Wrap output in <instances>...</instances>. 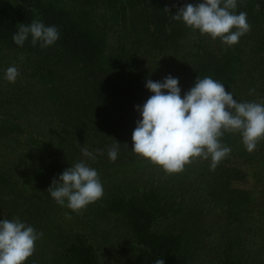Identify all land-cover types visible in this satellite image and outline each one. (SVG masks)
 I'll return each mask as SVG.
<instances>
[{
	"label": "trees",
	"instance_id": "16d2710c",
	"mask_svg": "<svg viewBox=\"0 0 264 264\" xmlns=\"http://www.w3.org/2000/svg\"><path fill=\"white\" fill-rule=\"evenodd\" d=\"M198 2L199 0H79L78 3L82 7L87 8L86 6L91 5L93 14L96 11H104L105 9L106 12H109V17L113 20L110 27L114 29L113 34L109 36H112L117 42V46H112V44L106 43L103 36L97 34L96 20L89 21V17L87 20L73 18V28L64 27L60 23L61 19L57 10L63 8V6L65 7L64 0H0V53L5 51L2 49H7L8 53L10 52L9 55L14 54L18 62L23 65V62L33 64L34 59L37 57L39 60L46 58L48 52L57 50L58 60L54 63V70H56L58 61L61 60L62 65H70V67L77 65L82 72L81 77L74 81L65 79L69 83L66 91L65 88L56 90L55 95L45 96L46 98L41 102L44 117L36 125L41 140L27 136L23 141L22 148H18L0 136V178H8L14 173L24 178V180L20 179L21 181H18V184L26 180V175L29 179H35L34 173L38 170L34 169V165L39 164V151L42 154L43 151L56 152L61 150L58 143L54 141L56 139L60 140V136L56 135V131L63 132L66 138L71 139L70 135L73 132L71 127L75 124L77 125L76 128H82L80 133L81 135L84 133V139H97V141L92 142L94 147H89V150L93 152L96 149L103 150L102 157L92 163L91 167L95 168L98 173L107 171L104 176H99L103 186H108L105 189L103 188L102 198L88 204L86 206L87 212H85L86 208L76 212L71 211L70 215L77 213L75 222L79 224L78 229L68 227L60 241H56L54 237L52 238V244L50 242L44 248L43 256L41 254L38 257L34 252L25 264H55L60 262L61 259L62 264H101L94 244H92L94 241L86 236V231L82 230L81 225H90L93 228L101 225L100 228L106 229L108 223L123 230L118 237L128 240V253L131 256L133 255L135 264H154V261L160 258L164 259L165 264H202L199 252L201 244L198 242V238L193 239L195 242L193 247L190 233L169 228L173 223L182 222L185 216L190 213L184 212L188 206L181 204V200L184 201V195L192 192L191 190L196 183L193 178L181 176L180 174L164 175L165 172L156 165L153 167L150 165V168L148 167L146 170H144L145 168L138 171L134 170L132 174H128V172L122 175L119 174L120 171L125 170L126 166H131L132 162L136 165L137 163H134L136 160L138 163L149 160L131 150L133 132H130L135 128L137 118H140L135 106L142 105L152 95L145 88L147 79L161 80L171 73L173 76L179 77L182 89L181 95L183 96L184 92L193 86L198 76L201 78L210 76L224 83L226 90L229 91L232 87L231 92L237 100H239L237 97L241 95L240 90L246 84H249L250 87L254 86L249 81H245L242 86L240 85L241 82L238 77L245 69L242 68L245 60L243 62H240L239 59L236 60L238 50L236 45L228 47L221 40L219 41V38L212 41L210 37H206L198 30L187 28L182 21L172 19V14H175L180 6ZM235 11L246 12L247 22L253 28L258 25L259 16L264 14V0H237ZM63 12L60 11V13ZM36 17L41 18L48 25H56L60 32V38L53 45L44 48L39 45L33 46L30 39L25 42L23 47H18L12 39L17 25L21 22L29 23ZM134 25L137 28H134ZM132 30L141 32L139 37L136 35L135 39L138 41L147 39L150 45L159 42L161 50L158 54L160 56L159 60L154 61L156 65H154L153 72L147 69L142 74H138L139 77H135V75H130L132 71H129L127 74L129 73L130 76L126 77L125 71L119 72L116 70L119 79L114 78L111 80L109 74L115 72V70L110 72L111 67L106 66L107 63L104 60L102 61L98 54H104L108 47H112L119 55L123 52L122 56L124 57L120 61L118 60L117 64L114 63V68L118 66L121 67L118 69L127 67L133 69L135 61H128L127 56L124 54L130 53L136 44L132 38ZM186 35L189 38L183 42V37ZM176 48L180 49L175 51ZM21 57H23V60L20 59ZM248 68L247 71L249 72L247 73L249 74L254 68L251 65ZM34 71L33 75H35ZM37 79L39 78L37 77ZM47 79H50V77ZM65 80H63L64 84ZM114 81L116 83L122 81L123 87H125L121 88L120 91L115 90V85L112 83ZM47 83L50 85L53 81ZM88 89L89 91H87ZM73 95H77V98L74 96L67 99L68 96ZM119 104L124 107L121 110H125V115L122 114V122H126L119 124V126L127 129L129 133L122 138L118 137L114 126H112L110 128V131L113 132L112 138L104 139L103 136L101 138L99 136L101 133L99 129L101 112L108 107ZM77 108L84 112L86 118L81 119L78 117L75 123L71 124L72 114H69V112L77 110ZM4 111L5 108L0 110V127L16 130L17 127ZM89 113L91 114L90 117H88ZM52 117H55L56 122L53 121L54 118ZM93 121L99 126H92L91 124L88 128H91V130L88 132L85 125H87V122L93 123ZM109 124L108 122L107 125L109 126ZM23 129L24 132L26 128ZM84 130L86 131L83 132ZM93 133H95L94 136ZM81 135H78V140H76L79 144L77 153L81 151L84 144ZM50 137L53 141L42 139ZM220 140L222 144L231 148V155H238L234 156L236 157L235 160L244 159L243 155L247 158L252 157V154L243 150L242 147L241 149L238 148L237 136L235 137L234 133L225 132ZM116 141L120 143L118 157L115 161H112L108 158L107 152L108 148ZM259 142L258 146L261 145L262 139ZM71 147H73L72 143ZM104 153L107 156H103ZM73 158L72 156L71 159L63 163L62 168L56 167L58 170L60 169L59 173L77 162ZM228 159L230 158L228 157ZM30 160L35 162L31 166L28 163ZM192 162H195L198 166L201 164L200 168L195 171L196 176L204 171H209V169L212 170L210 168V158L205 160L196 157L192 159ZM224 163V161H220L216 166L218 168V178L221 175L225 180L229 178L228 181L224 180L229 185L231 179L236 174L240 175V172H236L230 167V170L223 171ZM207 165L208 168L206 169ZM51 167L52 169L55 168ZM12 180L14 179L12 178ZM15 183H17L16 180L12 181V186H8L12 187V190H6V194L13 195L12 198L14 199L19 198L18 196L22 198L24 194V192L21 193L22 186H17L18 184ZM39 189L41 187L33 186V194L35 191L38 192ZM45 189L46 186L41 191L44 192ZM33 194L31 198H35ZM55 202L54 199L45 198L41 204L36 206V210L30 212L27 216V219H37L34 228L38 232H42L44 218ZM25 203L32 202L28 200ZM29 207L30 204L26 208ZM90 211L92 213H89ZM99 211L107 214L105 218H108V221L104 223L105 225L103 219L99 217ZM229 215L235 218L236 212L229 211ZM117 219L125 223L126 229L117 225ZM236 225L234 224L233 227ZM61 232L56 228L54 236L58 239L57 236ZM227 239V236H224V248H221L216 264H240L236 262L234 254H229L227 250L229 247L225 246ZM40 241L41 237L35 246ZM231 244H235L233 240Z\"/></svg>",
	"mask_w": 264,
	"mask_h": 264
},
{
	"label": "rangeland",
	"instance_id": "374dc122",
	"mask_svg": "<svg viewBox=\"0 0 264 264\" xmlns=\"http://www.w3.org/2000/svg\"><path fill=\"white\" fill-rule=\"evenodd\" d=\"M78 1L79 0H64L65 7L63 6V8L57 9L58 16L61 19L60 23L64 27H71L72 29L73 18H76V20H87L89 17V21L92 19L96 20L97 34L103 36L107 44L109 43L112 44V46H117L116 39L109 36L110 34H113L114 30L110 27L113 20L109 17V12H106L105 9L104 11H96L93 14L91 5H88L86 6L87 8H85L82 7ZM61 10L64 12L60 13ZM259 17L260 19L257 23L258 25H253L254 27L250 28L248 32L241 36L239 42L235 44L238 48L236 60L239 59L240 62L245 60L242 67L245 69L238 77L241 82L240 85H244L243 83H245V81H249L254 85L253 87H250L249 84H246L245 87L240 90L241 95L237 97L239 98V101H264V14H261ZM140 23L142 24V22ZM78 26L80 25L78 24ZM134 28L137 27L135 26ZM187 28L190 27L187 26ZM190 29L192 30V28ZM132 31V38L136 44L130 53L128 52L124 54L127 56L128 61H135L133 69H129L128 67L125 69H118L121 68L118 66L114 68V63L117 64V61H120L124 57L122 56L123 52L119 55L112 47H108L106 53L101 55L100 53L98 54V57L107 63L106 66L111 67L110 72L115 70V72L109 74L110 78H112L111 80L114 78L119 79L117 71H125L126 77L130 75H135L136 77L138 74H142V72L147 69H150L151 72H153L154 65H156L154 64V61L159 60L160 56L158 54L161 52L159 42H154L150 45L147 42V39L138 41L135 38L136 35L139 37V35H141L139 33L141 32ZM204 35L208 38L210 37L212 41L218 40V38L213 39L208 34ZM188 38L189 37L186 35L183 37L182 41H187ZM178 49L180 48H176L175 51H178ZM2 50L5 51H1L2 53H0V110L5 108V114L9 116L8 118L12 121V123H14L17 129L14 130L11 128L0 127V136L11 142L13 146L22 148V144H24L23 141H25L27 136H32L33 138L41 140L39 129L36 128V125L44 117V111L41 110V102L46 98L45 96H53L55 95L56 90H63V88H65L66 91L69 83L65 79H71L74 81L81 77L82 72L80 67L77 65L72 67H70V65H62L61 60L58 61L56 70H54V63L58 60L57 50H51L48 52V57L46 58L39 60L37 57L34 59L33 64L22 61L23 65L18 62L14 54H10V56V52L8 53L7 49ZM13 64L18 67L20 75L16 79L15 83H10L4 78V70ZM249 65H251L254 69H252L253 71L248 74L247 72L249 71L247 70L249 69ZM33 70H35V75H33ZM53 70L55 71L54 73ZM129 71H132L130 75L129 73L127 74ZM33 76L36 77L33 78ZM37 77L39 79L36 80ZM48 77H50V79L46 80ZM63 80H65V84L63 83ZM46 81H53V83L49 85ZM112 83L115 85L114 89L117 91H120L121 88L125 87H123L124 84H122V81L118 83L114 81ZM231 89L233 88L231 87L229 91H232ZM87 91H89V89ZM86 93L90 94L91 92ZM74 96L76 97L77 95L68 96L67 99ZM122 108H124L123 105L119 104L103 110L99 118L100 126L95 122L96 120L93 121V123L87 122V125H85L86 130L91 124L92 126L97 125L101 130L99 136H101V138L103 136L105 139L108 137L112 138L113 132L110 131V128L114 126L117 136L121 138L124 137L129 132L127 129H123L122 126H119V124L121 125L126 123L125 121L122 122V114L125 112V110H121ZM77 110L80 109L77 108ZM77 110L69 112V114H72L71 124L75 123L78 117L81 119L86 118L83 111ZM90 115L91 114L89 113L88 117H90ZM52 118H54L53 121L56 122L55 117ZM108 122L110 123L109 126L107 125ZM76 126L77 125L75 124L71 127L73 128L72 130L74 133L72 132L70 136L73 139H68L63 132L60 133L56 131V135L58 137L60 136V140L56 139L54 141L58 143L61 150L56 152L43 151L42 154L39 151V164L37 163L34 165V169L38 170L34 173L35 179H29L26 175V180L18 184V181H21L22 179L24 180V178L17 176V174L12 173L8 178H0V218L19 217L34 227L37 219H27V216H29L30 212L36 210V206L41 204L45 198L53 199L49 195L47 189L53 178L57 177L59 174L60 169L58 170L56 167L62 168L61 165L71 159L72 156L77 162L82 159L86 160L90 166L102 157V155H97L96 159L92 160L85 158L81 151L77 153L79 144L76 140H78L77 136L81 135L80 132L82 128H76ZM23 128H26L24 132ZM90 130L91 128L88 129V132ZM130 132H133V130ZM94 135L95 133H93V136ZM81 136L84 143L83 147H94L92 142L97 141V139H84V133ZM234 136H237L238 148L241 149L242 147L243 150H246L241 141L240 134L234 133ZM42 139L53 141L51 137ZM71 143L73 144V147H71ZM259 143L260 142L257 144L256 150L252 152L248 151L252 154L251 158H247L243 155L245 157L244 159L235 160L236 157L234 156L238 155H231L229 153L221 160L225 162V165L223 164L224 168H222L223 171L230 170V167L234 171L240 172V175L236 174V176L231 179L229 185L224 182L225 179L223 175L218 178L217 167L212 170L209 169V171H204L196 176L195 171L200 168L201 164L198 166L195 162L186 164L184 169L180 172L167 173L161 168V166L152 163L150 160H144L140 163L136 160L134 162L135 164L137 163L136 165L132 162L131 166H126L125 170L118 172L120 175L125 174V172L132 174L134 170H143V168L146 170L150 165L151 167L156 165L165 172L164 175L180 174L181 176L184 175L191 179L193 178L196 183L191 190L192 192L184 195V201L181 200V204L188 206L185 208L184 212L190 213L185 216L182 222L179 221L177 223H173L169 228L190 233V239L192 240L193 247L195 245V238H198L197 240L201 244L199 252L202 260L200 262L202 264H216L221 248H224V236H227L228 238V241L225 240L227 241L225 246L229 247L227 248L229 254H234L236 262L240 264H264V139L262 138L260 146H258ZM103 156L107 155L104 153ZM228 157L230 159H228ZM28 163L31 166L35 162L30 160ZM50 166L55 168L52 169ZM207 168L208 165L206 169ZM151 171L153 172L154 170ZM105 174H107V171H102L99 173V176H104ZM12 178L16 180L17 183L15 184H18L17 186H22L21 193L24 192L22 198L18 196L19 198L16 197L14 199L12 198L13 195L6 194V190H12V187H8L12 186L11 183L14 181ZM228 180L229 178L225 181ZM223 183H225V185H223ZM33 186H39L42 190L44 186H46V189L44 192L39 189L38 192L35 191L33 194ZM107 187L108 186H103L104 189ZM32 194L35 198H31ZM28 200L32 203H25V201ZM29 204L30 207L26 208ZM85 210V212H87V208ZM71 211L76 212L67 206H61L55 202L44 218V227H42L41 230L43 235L41 236L40 243L35 246L34 252L36 253V256L40 257L44 248L50 242L52 244L53 237L56 241H60V239L63 238V233L67 231L68 227H73L75 230L78 229L79 224L75 222V215L77 213L70 215ZM229 211L236 212L235 218L230 217ZM89 213H92V211ZM98 213L100 215L98 216L103 219V224L106 223L108 221V218H105L107 214L103 211H99ZM116 223L117 225L122 226L123 229H126L124 225L125 223H122L121 220L117 219ZM234 224L237 225L233 227ZM100 226L93 228L90 225H81L82 230L86 231V236L90 237V240L94 241L92 244H94L93 246L98 253L100 263L135 264L134 258L132 257L133 255L131 256L128 253V240L118 237L123 230L111 223L106 224V229L100 228ZM56 228L62 231L61 234L57 236L58 239L54 236ZM94 231L96 232L95 234ZM232 240L235 244H231ZM55 264H62V259L60 262Z\"/></svg>",
	"mask_w": 264,
	"mask_h": 264
},
{
	"label": "clouds",
	"instance_id": "9594fccd",
	"mask_svg": "<svg viewBox=\"0 0 264 264\" xmlns=\"http://www.w3.org/2000/svg\"><path fill=\"white\" fill-rule=\"evenodd\" d=\"M236 8L237 0H199L180 6L172 19L213 39L219 38L231 47L251 28L247 13L236 12ZM59 38L57 26L48 25L39 17L19 23L12 37L18 47L30 39L33 46L42 48L53 45ZM19 75L15 64L4 70V78L10 83H15ZM145 88L152 95L135 106L140 118L135 122L131 150L167 173L182 171L196 157L210 158V168L215 169L231 152L220 140L225 132L239 133L249 152L256 150L264 138V101H239L224 83L210 76H198L183 96L179 77L171 73L161 80L147 79ZM119 144L116 141L108 148L107 155L112 161L118 157ZM81 153L95 160L103 150L93 152L83 147ZM47 191L59 205L73 211L96 202L104 194L98 171L83 159L54 177ZM42 235L19 217L0 218V264H25ZM154 264L165 261L156 259Z\"/></svg>",
	"mask_w": 264,
	"mask_h": 264
}]
</instances>
